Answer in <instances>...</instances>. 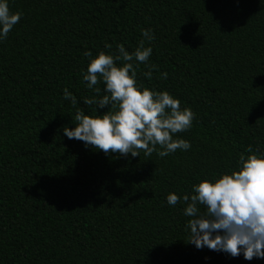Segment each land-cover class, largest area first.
<instances>
[{"label":"trees","instance_id":"trees-1","mask_svg":"<svg viewBox=\"0 0 264 264\" xmlns=\"http://www.w3.org/2000/svg\"><path fill=\"white\" fill-rule=\"evenodd\" d=\"M7 3L21 19L0 41V264H264L189 243L183 201L238 170L248 146L264 155V0ZM141 29L157 68L149 80L140 63L137 84L191 108L192 127L173 135L190 149L125 157L69 139L64 89L86 115L83 100L107 94L102 79L87 87L84 53H132Z\"/></svg>","mask_w":264,"mask_h":264},{"label":"clouds","instance_id":"clouds-1","mask_svg":"<svg viewBox=\"0 0 264 264\" xmlns=\"http://www.w3.org/2000/svg\"><path fill=\"white\" fill-rule=\"evenodd\" d=\"M20 19L19 12H10L7 0H0V41L7 39ZM141 33L144 39L132 53L123 44L117 45L115 55L100 51L93 57L90 51L84 53L90 61L83 74L87 87L92 89L102 79L107 94L100 99H84V105L94 106L89 107L94 115H86L78 107L76 97L64 89V99L70 100L75 108L73 121L76 126L63 128L69 139L83 141L86 147L91 145L106 155L119 153L125 157L129 153L132 157L140 156L143 151L147 156L157 152L163 158L178 149H190V142L173 139V135L192 127L195 113L191 108L181 109L179 99L167 91H153L137 84L140 63L148 68L144 75L149 80L157 68L147 64L152 48L145 47V41L151 43L155 36L151 29H141ZM120 61L122 66L117 64ZM167 75L162 73L161 78L166 79ZM95 91L100 93L99 88ZM106 106L107 112L97 114V109ZM247 152L250 153L247 156L240 154L238 170L221 175L215 182L201 180L193 185L195 194L183 196L187 205L184 215L191 217L187 224L190 229L188 242L197 249L206 246L232 257L242 253L249 261L254 257L264 259V155L254 152L251 146ZM167 202L175 206L180 197L170 193ZM198 205H203L206 211L201 212Z\"/></svg>","mask_w":264,"mask_h":264}]
</instances>
